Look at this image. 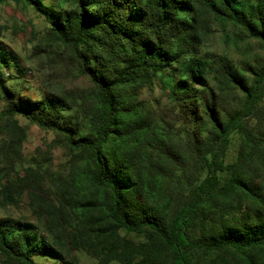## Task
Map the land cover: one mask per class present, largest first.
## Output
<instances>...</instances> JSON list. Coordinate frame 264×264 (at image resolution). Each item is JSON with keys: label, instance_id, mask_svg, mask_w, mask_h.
Segmentation results:
<instances>
[{"label": "trees", "instance_id": "obj_1", "mask_svg": "<svg viewBox=\"0 0 264 264\" xmlns=\"http://www.w3.org/2000/svg\"><path fill=\"white\" fill-rule=\"evenodd\" d=\"M15 1L48 23L47 72L25 93L0 28V201L50 215L0 217V264H264V0ZM217 28L241 59L204 50ZM19 116L53 133L29 156Z\"/></svg>", "mask_w": 264, "mask_h": 264}, {"label": "rangeland", "instance_id": "obj_2", "mask_svg": "<svg viewBox=\"0 0 264 264\" xmlns=\"http://www.w3.org/2000/svg\"><path fill=\"white\" fill-rule=\"evenodd\" d=\"M49 2L51 0H48ZM0 28L3 33L4 41L17 51L23 57V64L26 67L32 68L29 73L28 82L25 84V93L36 96L38 91V85H41L43 73L47 72L46 68L40 66V60L37 58H31L36 45H38L43 39L48 23L45 18L34 10L31 6H25L23 3H17L15 0H0ZM205 51H214L216 53H227L233 59L239 60L242 58L241 49L234 47L224 40L223 32L220 28L206 37ZM38 68L42 71L37 74L34 71ZM50 85L58 90L66 89H86L90 85L89 78L87 76H81L71 79H53L50 77ZM28 86H30L28 88ZM31 86H34L33 88ZM162 92L158 86H155L154 91H145L144 97H158ZM5 105V100L0 94V111ZM20 123L24 126H28V138L24 143V151L26 155L34 154L35 150L39 146H44L46 141H50L53 138V133L41 129L35 124L30 123L24 117H18ZM0 130H4V127ZM7 133L0 132V145L2 144L3 136L7 137ZM63 160V153L61 149L55 151V161L59 163ZM19 169V167H18ZM41 201V200H39ZM37 205L31 203L29 193L26 192L21 198L19 205L9 203L6 201H0V217L12 216L15 218L27 219L32 222H38L41 219H48V209L50 206L44 204L40 206V202ZM44 229V228H43ZM48 238L53 241L54 236L51 232H46ZM131 237L135 238L133 235ZM68 258L75 264H98V259L91 256L85 251L71 249ZM40 260V257L36 258Z\"/></svg>", "mask_w": 264, "mask_h": 264}]
</instances>
